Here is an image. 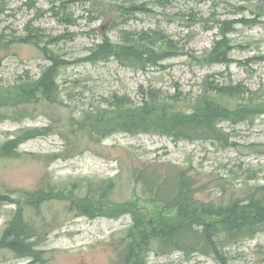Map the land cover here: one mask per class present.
I'll return each mask as SVG.
<instances>
[{"label": "rangeland", "instance_id": "rangeland-1", "mask_svg": "<svg viewBox=\"0 0 264 264\" xmlns=\"http://www.w3.org/2000/svg\"><path fill=\"white\" fill-rule=\"evenodd\" d=\"M29 31L38 34L32 40L68 62L87 56L104 36L120 44L125 34L138 40L140 34L160 32L168 42L169 58L145 71L114 61L71 64L57 78L64 106L39 104L27 116L14 119L2 116L12 113L11 107L0 109V147L25 131L46 129L52 119L48 136L23 143L13 158H0V195L16 201L0 200V238L18 205L24 206L23 193L56 188L71 199L84 195L87 182L110 179L116 185L115 201L138 198L147 203L148 197L132 178L140 166L170 164L188 171L203 203L244 201L264 187V113L252 122L222 123L234 144L226 149L210 141L175 142L158 135L120 133L99 144L82 138L79 142L86 149L82 154L53 163L49 159L63 149L59 133L74 128L75 122L68 125L71 117L91 105L105 106L114 95L138 103L144 91L154 88L164 97L179 93L194 101L204 89L231 85L242 87L240 101L252 96L264 104V0H0V92L20 79H37L50 63L28 43ZM224 31L230 44L229 64H200L198 60ZM23 217L42 236L34 249L42 252L44 264H119L115 247L132 225L130 215L117 220L77 217L64 200L46 202L36 211L26 207ZM147 260L218 264L209 256L185 257L180 252H152ZM0 264L41 263L0 250ZM224 264H264V230L227 246Z\"/></svg>", "mask_w": 264, "mask_h": 264}, {"label": "trees", "instance_id": "trees-1", "mask_svg": "<svg viewBox=\"0 0 264 264\" xmlns=\"http://www.w3.org/2000/svg\"><path fill=\"white\" fill-rule=\"evenodd\" d=\"M29 34L26 38L28 43L34 44L50 63L37 79H20L0 92V109L12 108V113L2 115L8 119L27 116L39 104L64 106L57 78L60 70L68 65L114 61L122 67L145 71L149 67L160 66L169 58L168 42L160 32L140 34L138 40L133 39L134 35L125 34L127 38L120 44H113L104 36L87 56L72 62L61 60L58 54L32 40L38 34L32 35V31ZM149 34H153L156 40L153 41ZM225 34L222 32L223 38L198 60L202 62L200 64H229L230 44ZM209 85L212 86L211 83ZM241 88L231 85L209 87L194 101L182 99L179 93L164 97L154 88L144 91L138 103L132 102L128 96L114 95L105 102V106L101 103L91 105L70 118L68 125L75 122L74 128L60 131L63 149L49 155L50 162L68 160L85 152L79 142L82 138L99 144L120 133L158 135L175 142L210 141L223 149L232 147L234 144L230 143L221 124L252 122L257 114L264 113V104L256 103L252 96L240 101L238 92ZM51 124L52 119L46 129L28 130L6 142L0 147V158H13L23 143L48 136ZM132 178L148 197L147 203L138 198L115 201L116 185L110 179L87 182L84 195L71 199L56 188L23 193L25 207L18 205L15 216L0 238V250H8L19 259L30 258L32 263L44 264L40 258L42 252L34 249L37 239L42 236L33 225L25 222L23 210L28 207L36 211L42 204L55 200L69 202L77 217L89 220H117L130 215L132 225L115 247L119 264H150L147 258L152 252L158 255L180 252L185 257L201 254L224 264L227 246L253 238L264 230V187L256 188L244 201L230 199L225 203H203L197 197L199 189L195 186L194 176L170 164L136 167ZM3 199L16 203L0 195V200Z\"/></svg>", "mask_w": 264, "mask_h": 264}]
</instances>
